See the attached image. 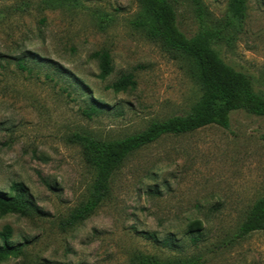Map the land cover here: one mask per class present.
<instances>
[{
	"label": "rangeland",
	"instance_id": "374dc122",
	"mask_svg": "<svg viewBox=\"0 0 264 264\" xmlns=\"http://www.w3.org/2000/svg\"><path fill=\"white\" fill-rule=\"evenodd\" d=\"M188 36L202 24L214 47L254 77L264 95V0H247L234 19L230 0H169ZM139 0H0V190H30L38 212L0 216V232L22 252L0 264H130L135 252L200 256L204 264H264V231L235 239L264 196V117L235 110L212 124L165 135L132 153L110 195L86 220L66 224L94 179L75 133L100 140L132 135L153 121L191 111L202 90L193 60L167 51L133 21ZM112 71L99 77L97 51ZM23 62L26 69L19 66ZM132 74L136 87L111 84ZM101 103L99 113L84 110ZM200 221L202 240L188 231ZM143 232L174 238L165 247Z\"/></svg>",
	"mask_w": 264,
	"mask_h": 264
},
{
	"label": "trees",
	"instance_id": "16d2710c",
	"mask_svg": "<svg viewBox=\"0 0 264 264\" xmlns=\"http://www.w3.org/2000/svg\"><path fill=\"white\" fill-rule=\"evenodd\" d=\"M139 2L141 10L133 21L134 26L145 31L151 40L159 42L167 51L190 57L196 65L202 93L189 113L153 121L142 131L123 138L103 141L87 134H73L72 140L82 147L84 160L94 171V179L87 199L66 220L68 225L88 219L99 208L110 195L112 179L117 170L132 153L142 147L165 135H183L212 124L228 128L230 114L235 110L264 117V95L256 89L253 75L237 69L221 56L214 47L217 32L213 28L202 24L195 34L188 36L178 25L177 11L172 2ZM246 3L247 0H230V11L234 19L244 17ZM93 56L99 60V77L106 79L112 71L110 53L102 50L95 52ZM19 66L26 69L23 62H19ZM136 84L133 75L128 73L114 81L110 88L121 92L135 88ZM102 106L99 102L93 103L84 113L92 116L99 113ZM38 210L29 188L23 182H13L10 191L0 190V216L10 213L26 215ZM202 227L200 221L191 225L188 235L192 242L202 240ZM257 231H264V196L255 201L235 239L247 237ZM143 233L148 239L165 247L173 248L177 245L171 236L161 239L156 232ZM12 236L10 226L0 232V263L22 252V244H14ZM130 264H204V261L200 256L163 259L138 251L133 254Z\"/></svg>",
	"mask_w": 264,
	"mask_h": 264
}]
</instances>
